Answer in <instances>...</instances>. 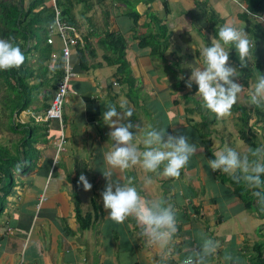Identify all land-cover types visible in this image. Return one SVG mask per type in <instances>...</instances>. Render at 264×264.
I'll return each mask as SVG.
<instances>
[{
    "label": "crops",
    "instance_id": "obj_1",
    "mask_svg": "<svg viewBox=\"0 0 264 264\" xmlns=\"http://www.w3.org/2000/svg\"><path fill=\"white\" fill-rule=\"evenodd\" d=\"M31 2L24 0V6ZM137 3L142 11L136 10ZM65 4L78 42L70 53L74 75L62 124L45 116L56 88L54 80L28 78L32 87L24 93L19 89L22 106L12 113L5 105L12 91L3 86L1 92L6 134L0 146L3 152L20 157L16 165L11 164L18 168L12 178L3 174L0 184L1 190L13 181L0 215V264H158L157 249L138 236L135 219L117 223L104 207L107 178L102 172V150L112 126L104 122L103 112L106 102L119 106L121 100L134 109L129 118L134 123L165 127L168 133L186 135L196 144L197 151L180 176L167 183V177L145 172L140 165L115 171L122 182L133 178L143 195L163 196L175 208L177 255L171 264L195 255L208 236L220 241L208 264H255L254 244L261 239L264 217L247 210L235 195L233 182L238 176L208 165L217 143L247 151L239 138V114L232 110L217 117L200 105L198 85L193 82L189 88L185 80L200 55L192 44H210L222 24L234 22L254 42L252 59L236 78L245 85L236 103L251 112L250 125L264 120V108L247 102L250 79L264 73V12H247V0H66ZM111 35L125 42L133 85L116 73L119 63ZM53 38L52 52L58 57L61 41L56 32ZM31 52L30 67L35 68L38 53ZM56 60L52 57L43 66H48L50 79L56 74ZM229 63L240 66L235 48ZM257 141L264 143V137L257 135ZM29 143L34 156L26 153ZM30 164L24 173L21 168ZM82 172L93 185L89 190L78 182ZM148 176L153 177L151 184L145 183Z\"/></svg>",
    "mask_w": 264,
    "mask_h": 264
},
{
    "label": "clouds",
    "instance_id": "obj_2",
    "mask_svg": "<svg viewBox=\"0 0 264 264\" xmlns=\"http://www.w3.org/2000/svg\"><path fill=\"white\" fill-rule=\"evenodd\" d=\"M136 10L142 11L141 4L137 3ZM246 11L258 15L248 9ZM192 47L199 49L200 55L196 63L190 65L191 75L185 80L187 87L191 88L195 82L198 85L196 95L200 97L203 107L217 117L231 114L245 87L236 77L241 75V68L248 64L249 58L252 59L253 40L244 28L228 21L219 27L210 44H192ZM233 48L239 54V67L229 63ZM25 59L26 54L14 36H0V70L19 67ZM247 102L264 108V73L261 71L247 85ZM81 105H85V102ZM106 105L103 120L112 127L107 147L102 150V172L107 178L102 197L104 207L109 210L108 217L117 223L133 217L140 226L138 236L157 249L158 264H171V259L177 255L178 222L175 208L163 196L143 195L132 182L133 178L122 182L115 171L140 165L145 172L155 173L157 177H179L197 151L196 144L190 142L186 135L168 133L165 127L152 124L144 127L134 123L129 119L134 109L125 100H121L119 106L113 102H106ZM253 127L258 136L264 137V120L254 122ZM208 165L213 170L235 174L249 187L256 189L254 195L264 202V143L250 146L245 152L217 143L214 157L208 159ZM78 182L86 190L93 187L86 173L80 174ZM152 182V176L145 180L147 184ZM219 247L220 241L208 236L195 250V255L186 256L181 264H208L209 258L218 252Z\"/></svg>",
    "mask_w": 264,
    "mask_h": 264
},
{
    "label": "trees",
    "instance_id": "obj_3",
    "mask_svg": "<svg viewBox=\"0 0 264 264\" xmlns=\"http://www.w3.org/2000/svg\"><path fill=\"white\" fill-rule=\"evenodd\" d=\"M65 1L66 0H56L54 5L53 0H32V2L25 7L24 0H0V36L6 38L14 36L16 42L20 44L26 54L25 61L19 67L0 70V92L3 89V86H6L7 89L13 93L12 97L7 98L5 104L11 113L22 106L19 103V89H22V93H24L32 87L28 78H41V80L45 81L54 80L53 84L56 86L57 81L64 73L62 56L59 55L58 57H53L51 55L53 50L52 44L48 43L47 39L49 35H51V30L56 28V7L61 10L62 20L65 21L67 25L72 26L67 15V13L69 14L70 12V8L65 4ZM247 8L251 12H264V0H247ZM134 16V20L136 21L138 14L135 13ZM111 36V42L115 44V51L117 53L116 62L119 63L116 73L122 75V81L133 85V80L130 76L131 71L126 64L125 42L122 37L118 35ZM31 51H36L38 53L36 59L38 65H35V68L30 67L32 54L28 53ZM52 57L55 59L57 58L55 62L56 74L50 79L47 77L49 71L48 66H43L44 63ZM26 64L29 68L25 66ZM248 76L249 75L247 74V77ZM130 89L133 88L131 87ZM130 92L132 91L130 90ZM233 110L237 111L239 114V138L247 144L248 148L250 146L254 147L259 145L260 143L257 141V134L255 133L253 126L249 124L251 112L244 105L237 103L233 105ZM256 112H259L257 108ZM26 144L27 141H23V145ZM31 145V143L28 144L30 149H27L26 153L29 151L31 152ZM24 148L26 147L24 146ZM7 153L8 152L5 153V151L3 152V149L0 146V184L3 181V174L4 176L12 178L13 170L18 169L16 167L13 168L11 164H15V162L19 160L20 154L16 153V155H9ZM31 156H34L32 152ZM31 166L33 165L30 164L29 166H26L27 168L23 169V172L26 173V171H29ZM222 177L224 178L223 175ZM171 178L172 177H167L165 183L169 182ZM233 184L234 193L244 202L245 208L254 212L258 217H264V202H261L260 198L254 195L256 189L249 187L241 178L233 182ZM12 186L13 181L1 186L0 215L4 210L6 197L9 195ZM75 198H77L76 195ZM76 211L80 212L78 209ZM259 236L261 239L254 244V247L257 250L256 259H258L255 264H264V225L259 227Z\"/></svg>",
    "mask_w": 264,
    "mask_h": 264
},
{
    "label": "built area",
    "instance_id": "obj_4",
    "mask_svg": "<svg viewBox=\"0 0 264 264\" xmlns=\"http://www.w3.org/2000/svg\"><path fill=\"white\" fill-rule=\"evenodd\" d=\"M53 0V4L55 5ZM55 24L56 28L51 30L47 41L50 44L54 43L53 33L56 32L60 41V55L62 56V64L64 73L57 81L54 95L49 103V106L45 110V116L50 119H56L62 124L63 107L66 102L67 95L69 93V81L74 75V71L71 66L70 53L71 48L74 47L78 42L77 32L74 26H69L65 21L62 20L61 10L56 7L55 10ZM51 55L56 57L57 54L52 52ZM62 144V137L60 139L57 150L59 151ZM44 200V197L40 199V202Z\"/></svg>",
    "mask_w": 264,
    "mask_h": 264
},
{
    "label": "rangeland",
    "instance_id": "obj_5",
    "mask_svg": "<svg viewBox=\"0 0 264 264\" xmlns=\"http://www.w3.org/2000/svg\"><path fill=\"white\" fill-rule=\"evenodd\" d=\"M45 1H48V0H45ZM239 67V66H238ZM244 68V67H243ZM243 68H241V72H242V69ZM241 76V75H240ZM236 78H238V77H236ZM3 90V89H2ZM2 90H1V92H2ZM1 92H0V96H1ZM191 101V100H190ZM200 105H202V103H201V100H200ZM203 106V105H202ZM2 109H4V108H2V104H1V97H0V143H2V137H3V135L5 136V134L6 133H3V130H4V127H3V125H5V122H6V117H4V113H2ZM243 146V145H242ZM243 147L241 148V147H239V151H243ZM20 169V168H19ZM21 169H24V168H21Z\"/></svg>",
    "mask_w": 264,
    "mask_h": 264
}]
</instances>
